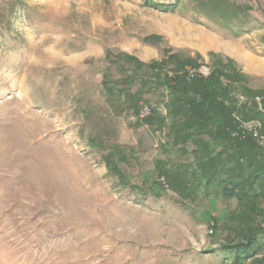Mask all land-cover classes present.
Returning <instances> with one entry per match:
<instances>
[{"label":"rangeland","instance_id":"374dc122","mask_svg":"<svg viewBox=\"0 0 264 264\" xmlns=\"http://www.w3.org/2000/svg\"><path fill=\"white\" fill-rule=\"evenodd\" d=\"M151 1L178 4L160 10L143 0H0V264L230 262L220 247L240 239L242 207L235 198L182 202L166 183L146 188L157 179L155 161L192 155H181L166 130L137 114L146 105L165 115L164 88L145 91L137 105L124 95L109 99L104 81L123 74L110 69L106 53L147 63L169 49L181 62L211 68L231 59L247 87L264 90V0H227L244 5L231 22L206 16L196 0ZM172 68L169 62L163 71ZM145 77L157 82L150 72ZM139 86L114 88L133 93ZM233 98L238 109L247 102ZM258 121L252 138L264 152ZM113 145L128 154L117 161L126 183L145 193L107 171L103 156ZM257 205L264 208L263 197ZM249 213L251 226L262 222L259 212Z\"/></svg>","mask_w":264,"mask_h":264},{"label":"trees","instance_id":"16d2710c","mask_svg":"<svg viewBox=\"0 0 264 264\" xmlns=\"http://www.w3.org/2000/svg\"><path fill=\"white\" fill-rule=\"evenodd\" d=\"M143 1L160 10H174L178 4L176 1L168 4ZM196 1L206 16H214L222 21L231 22L240 19L243 14L240 9L244 5L227 0ZM232 34L238 35L236 31ZM165 51L166 57L147 63L127 53L113 58L110 52L106 53L110 69L112 64L116 65L123 74L117 79L104 81L109 99L124 95L137 105L145 91L164 88L167 91L165 115L155 107H150V113L142 118L139 116L140 109L137 114L145 125L156 124L159 130H166L170 144L181 155H192L180 162L155 161L153 173L157 179L152 178L146 188L152 191L166 183V187L182 202L194 203L201 198L212 202L220 198H235L237 205L242 207L239 222H243L244 227L237 234L240 239L220 247L223 259L229 260L228 264H245L248 260L264 264V255L258 257L264 251V208L257 205L260 198H264V152L250 134L242 133L239 128V121L251 120H261L264 128V90L247 87L245 75L238 71L231 59L218 60L207 78L197 77L188 81L184 72L182 75L178 72L186 68L185 63L190 64L189 67H196L199 63L192 59L181 62L178 55L170 54L169 49ZM169 62L174 65L171 74L163 71ZM149 72L158 83L146 80ZM136 81L140 86L133 93L127 87L121 90L114 88L119 82L129 85ZM234 93L247 101L240 109L234 104ZM257 97L261 98L260 105L257 104ZM235 110L239 119L233 116ZM89 141L91 145H97L95 139ZM127 156L125 148L113 145L103 156L106 169L116 176L121 185L137 193H145L144 188L126 183L119 171L117 161L125 162ZM256 211L262 222L251 226L247 218L251 217L249 212Z\"/></svg>","mask_w":264,"mask_h":264},{"label":"built area","instance_id":"2783aa9c","mask_svg":"<svg viewBox=\"0 0 264 264\" xmlns=\"http://www.w3.org/2000/svg\"><path fill=\"white\" fill-rule=\"evenodd\" d=\"M212 72L211 67L207 63H199L196 67H186L184 74L185 78L190 81L193 78H207ZM150 113V108L146 105L141 107L139 116L142 118ZM260 123L257 120H251L248 122H240L239 128L242 133H248L253 137H258L259 135Z\"/></svg>","mask_w":264,"mask_h":264},{"label":"bare ground","instance_id":"6f19581e","mask_svg":"<svg viewBox=\"0 0 264 264\" xmlns=\"http://www.w3.org/2000/svg\"><path fill=\"white\" fill-rule=\"evenodd\" d=\"M249 66H251V67L253 66V67H254V65H252V63H251L250 61H249ZM256 71H257V70H256Z\"/></svg>","mask_w":264,"mask_h":264}]
</instances>
